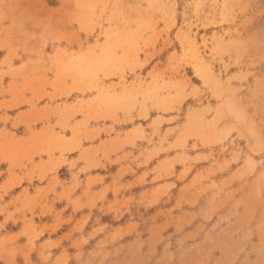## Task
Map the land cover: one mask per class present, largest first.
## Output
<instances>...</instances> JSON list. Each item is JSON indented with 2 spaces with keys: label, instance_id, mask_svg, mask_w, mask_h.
<instances>
[{
  "label": "rangeland",
  "instance_id": "374dc122",
  "mask_svg": "<svg viewBox=\"0 0 264 264\" xmlns=\"http://www.w3.org/2000/svg\"><path fill=\"white\" fill-rule=\"evenodd\" d=\"M4 91L57 160L0 200V264H264V0H0Z\"/></svg>",
  "mask_w": 264,
  "mask_h": 264
},
{
  "label": "crops",
  "instance_id": "0c3cea01",
  "mask_svg": "<svg viewBox=\"0 0 264 264\" xmlns=\"http://www.w3.org/2000/svg\"><path fill=\"white\" fill-rule=\"evenodd\" d=\"M16 99L17 97L12 93L6 91L0 92V200H2V197L6 196L16 195V197L19 198L26 194H30L29 183L45 180L48 177L49 172L53 170L52 167L56 164L55 162L57 160V158H51L52 161H50L51 163L49 162V166L47 165V160L44 161L41 159L30 164L31 160L28 159L29 157L26 149L37 146L44 147L42 144L44 140L37 137L34 132L31 131V133L30 127H23V132L15 131L16 129L22 128L19 127L22 123V117L28 114L27 110L18 109L19 107L14 105ZM224 102L225 100H221L220 102L213 104V106H210L211 104H209L208 116L204 117L203 125L200 124L199 127H235L231 122H221L222 118H224L221 117V115L224 116V114L220 113V110L223 108ZM150 107L151 105L148 104L146 109H149ZM206 107L207 105H204L203 109H206ZM136 117L137 120H143L144 122L149 121V123L145 124V126L142 124L133 126L127 132H139L138 127H152L158 120V116H150L148 111L143 109L142 105H139ZM170 122L169 119H162V124H165L166 127H186L185 124L170 125ZM94 128L90 131L94 135L96 134L101 137L102 134L108 132L111 128H114V126H101ZM127 132L121 136L123 139L126 138ZM37 133L40 134L42 131L39 129ZM129 134H127V136ZM48 180L49 179H47V182L39 188V191H50L51 182ZM90 180L97 179L95 176H91L88 181ZM36 192L37 191L33 192L32 195ZM104 192L103 187L94 191L95 194H104ZM80 198L82 199V195ZM7 207H9L8 204H5L4 206L0 204V213L5 211L4 209Z\"/></svg>",
  "mask_w": 264,
  "mask_h": 264
}]
</instances>
